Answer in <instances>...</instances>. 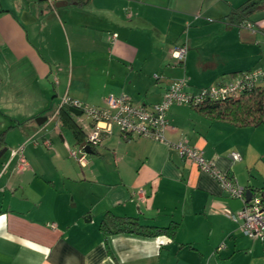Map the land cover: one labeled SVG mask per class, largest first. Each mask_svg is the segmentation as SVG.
Returning <instances> with one entry per match:
<instances>
[{
	"label": "crops",
	"instance_id": "1",
	"mask_svg": "<svg viewBox=\"0 0 264 264\" xmlns=\"http://www.w3.org/2000/svg\"><path fill=\"white\" fill-rule=\"evenodd\" d=\"M245 1L223 0L213 15V0H0V264H264V239L244 236L229 216L242 201L169 145L185 139L264 200V125L235 127L176 105L167 143L114 128L79 163L69 152L85 143L58 120L63 96L100 107L124 95L149 107L176 79L195 92L264 67V6L240 27L226 18ZM194 30L205 40L192 41ZM181 34L183 64L173 58ZM71 115L86 137L91 121ZM22 146L28 167L17 171L11 151ZM106 212L178 227L172 237L105 241Z\"/></svg>",
	"mask_w": 264,
	"mask_h": 264
},
{
	"label": "built area",
	"instance_id": "2",
	"mask_svg": "<svg viewBox=\"0 0 264 264\" xmlns=\"http://www.w3.org/2000/svg\"><path fill=\"white\" fill-rule=\"evenodd\" d=\"M246 27L252 28L249 24ZM115 38L116 35L112 34V41ZM186 54L187 47L184 45L174 50L173 58L179 64H183ZM261 82H264V67L238 73L227 82L203 87L197 93L187 90L188 85L185 79H176L172 81L161 100L149 107L136 105L124 95H109L104 105L100 107L63 96L60 99L59 108L63 106L74 108L91 121L83 149L81 148L79 153L70 151L69 154L77 162L83 163L85 161L84 147L99 146L112 134L114 128L124 139L148 138L166 142L165 133L169 128L167 112L173 105L197 106L207 101L237 99ZM169 145L182 160L192 163L200 171L211 176L229 197L242 201L243 207L235 215L229 216L240 222V229L244 236L250 239H264V200L256 197L246 200V188L241 186L233 176L216 168L204 157L202 150L195 148L185 139H179ZM13 157L17 158L15 166L17 171H24L28 167L23 155V146L11 151V158ZM229 158L232 163L241 160L237 152H232Z\"/></svg>",
	"mask_w": 264,
	"mask_h": 264
},
{
	"label": "trees",
	"instance_id": "3",
	"mask_svg": "<svg viewBox=\"0 0 264 264\" xmlns=\"http://www.w3.org/2000/svg\"><path fill=\"white\" fill-rule=\"evenodd\" d=\"M262 6H264V0L245 1L227 15L229 26L240 27L247 23L250 16ZM190 107L210 120L228 122L235 127L264 125V85H258L246 91L237 99L207 101ZM58 120L60 125L72 134L76 144H84L85 135L73 119L69 107L63 106L59 109ZM4 148V133H1L0 151ZM177 227L178 224L175 223L167 227L145 225L136 218L117 217L110 212L103 215L100 223V230L105 241L116 235H135L145 238L172 237Z\"/></svg>",
	"mask_w": 264,
	"mask_h": 264
},
{
	"label": "rangeland",
	"instance_id": "4",
	"mask_svg": "<svg viewBox=\"0 0 264 264\" xmlns=\"http://www.w3.org/2000/svg\"><path fill=\"white\" fill-rule=\"evenodd\" d=\"M210 2V0H207V2ZM213 3H216V4H213V6H212V13H213V15L214 14H216V13H218L219 12V9H221L222 8V6H225V2H223V0H213ZM208 8V6L206 5L205 7H204V10H206ZM219 14V13H218ZM215 24V23H214ZM214 24H211V25H209V26H214ZM194 32H195V34H196V32H197V36H196V39H193L192 41H195V42H198V41H204L205 39H204V34H206L205 32H200V30H198V31H196V30H194ZM200 33V34H199ZM180 38H178L179 40V45H182V44H186V46H187V49H188V41H186V36H185V34H181L180 36H179ZM218 55L219 56H217L218 58H217V60L218 59H220V54L218 53ZM225 57H226V54H225ZM209 60L211 59V56H208L207 57ZM194 59H199V58H197V57H195ZM215 60V59H214ZM213 62H215V61H213ZM259 85H264V82H261ZM197 88L198 89H196L195 90V92L194 93H197L198 92V90L199 89H201L200 87H198L197 86ZM173 106H176V105H173ZM183 106V105H182ZM79 119V120H78ZM77 120L78 121H87V119H86V117L85 116H80V117H78L77 118ZM85 131L87 132V130L85 129Z\"/></svg>",
	"mask_w": 264,
	"mask_h": 264
},
{
	"label": "water",
	"instance_id": "5",
	"mask_svg": "<svg viewBox=\"0 0 264 264\" xmlns=\"http://www.w3.org/2000/svg\"><path fill=\"white\" fill-rule=\"evenodd\" d=\"M70 112L73 113L76 116H80L81 115V112L78 111V110H76V109H74V108H70ZM44 121H45L44 119H39L36 122L40 124V123H42ZM88 148L89 147L87 146L85 148V150H88ZM5 152H6V149L5 148L0 151V158L4 155ZM245 197H246V200H250V198L252 197V193H251L250 190H246Z\"/></svg>",
	"mask_w": 264,
	"mask_h": 264
}]
</instances>
